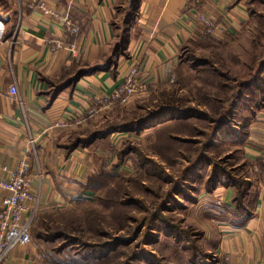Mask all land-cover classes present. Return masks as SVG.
<instances>
[{
	"label": "rangeland",
	"instance_id": "rangeland-1",
	"mask_svg": "<svg viewBox=\"0 0 264 264\" xmlns=\"http://www.w3.org/2000/svg\"><path fill=\"white\" fill-rule=\"evenodd\" d=\"M244 3L249 17L242 29L225 38L203 31L182 51L175 81L108 102L100 117L68 127L67 146L102 131L86 174L91 194L73 199L60 187L65 202L36 214L32 239L44 231L49 240L32 257L35 264L217 259L205 239L214 214L207 205L221 204L225 188L235 201V189L264 180V93L255 91L264 88V73L229 123L218 126L238 88L264 63V0ZM129 120L147 122L105 134Z\"/></svg>",
	"mask_w": 264,
	"mask_h": 264
},
{
	"label": "crops",
	"instance_id": "crops-1",
	"mask_svg": "<svg viewBox=\"0 0 264 264\" xmlns=\"http://www.w3.org/2000/svg\"><path fill=\"white\" fill-rule=\"evenodd\" d=\"M46 3L80 32L72 34L30 0H0V165L6 168L0 169V180L25 162L31 190L41 199L38 212L60 207L64 187L73 199L91 194L86 174L94 167V143L69 150L68 127L100 117L104 96L126 83L132 67L152 86L166 85L176 80L188 43L207 28L225 38L249 17L244 0ZM69 43H76V55ZM83 70L89 72L78 76ZM13 85L22 105L9 94ZM223 191L221 204L207 205L214 211L211 225L205 218L211 226L205 239L217 257L212 264H264V180L252 183L240 209L233 189ZM7 195L0 187V202ZM38 249L35 241L17 247L2 264H35Z\"/></svg>",
	"mask_w": 264,
	"mask_h": 264
},
{
	"label": "built area",
	"instance_id": "built-area-1",
	"mask_svg": "<svg viewBox=\"0 0 264 264\" xmlns=\"http://www.w3.org/2000/svg\"><path fill=\"white\" fill-rule=\"evenodd\" d=\"M30 5L40 9L45 16L52 15L55 19L62 21L72 34L76 35L80 32L69 17L63 18L49 9L46 0H30ZM202 19L209 24L205 16H202ZM209 31L212 32L211 29ZM67 48L73 55L78 52L76 43H69ZM151 87V83L140 76L139 68L136 65L129 71L126 83L123 86L104 96L103 105L106 107L108 102L113 103L118 99L132 97L135 93L146 92ZM9 94L20 105L23 104L15 85L10 87ZM34 141L32 139V142ZM0 169L5 170L6 168L0 165ZM27 170L28 165L21 162L18 168L10 173L8 180H0V187L8 192V195L0 202V264L15 248L27 246L33 242L31 227L41 206V199L38 194L33 193L31 190Z\"/></svg>",
	"mask_w": 264,
	"mask_h": 264
},
{
	"label": "trees",
	"instance_id": "trees-1",
	"mask_svg": "<svg viewBox=\"0 0 264 264\" xmlns=\"http://www.w3.org/2000/svg\"><path fill=\"white\" fill-rule=\"evenodd\" d=\"M182 64H183V62L181 63L180 67L178 68V72H177L178 75L180 74V70L182 68ZM88 72H89L88 70H83V72L79 73L78 76H82L84 73H88ZM263 73H264V63L262 64V66L260 67V69L258 70L257 74L255 75V77L252 80L248 81L247 83L241 84V86L238 88L239 89L238 93L235 94L233 96V98H232V102H231L230 108L228 109V113L226 114L225 118L219 120V124H218L219 127L222 128V126L224 125L223 124L224 121H227V123H229V121L225 120V119H227V116H230V115L232 117L234 116L233 112H234V109L236 110L235 107L241 101L245 100L247 96H249L251 94L250 92L252 91L254 85L255 86L256 85L261 86L260 82H262V80H263V76H262ZM63 82H64V80H62L61 84H63ZM258 90H263L261 92L264 93V88L263 89H261V88L255 89V91H258ZM263 106H264V104H263ZM262 107H260V110H261ZM129 121L130 122H128V123H124L123 122V124H117V126L113 125L112 127H110L111 131H108L106 129L107 131H105V134L111 133L113 131H117V129H123L125 131H134V129H136L138 125L145 124L147 122V120H145V121L144 120H140V121L139 120L138 121L137 120H134V121L133 120H129ZM232 121H234V119ZM101 132H96V134H93L91 137H88L86 140L85 139H84V141H82V140L80 141L79 140L78 142L73 143L72 145H68V146L66 145V147H68L69 150H73V149L78 148V147L89 146V145L93 144V142L95 140H97V139L102 137ZM215 135H216V133H215ZM91 181H92L91 178L88 179V182L86 184V188L89 189V190L91 189V183H92ZM234 187H236V186L234 185ZM250 188L251 187L249 186V187H247L245 189H242V190H245V191H241L240 189H235V192H237V195L235 196V201L234 202L237 203L239 209H240V205L242 206L244 201H245V199H247V196H248V193H249L248 191H249ZM240 194H241V196H239ZM35 239H36V242H37L38 247L40 249L43 248L42 246H43L44 243H42V242L43 241L46 242L47 240H49L48 237H47V234L44 231H37L35 233ZM58 262L61 263L60 261H58ZM194 262H195V264H199V260L198 259H195ZM202 263L203 262H201V264Z\"/></svg>",
	"mask_w": 264,
	"mask_h": 264
},
{
	"label": "water",
	"instance_id": "water-1",
	"mask_svg": "<svg viewBox=\"0 0 264 264\" xmlns=\"http://www.w3.org/2000/svg\"><path fill=\"white\" fill-rule=\"evenodd\" d=\"M133 1V0H132Z\"/></svg>",
	"mask_w": 264,
	"mask_h": 264
}]
</instances>
